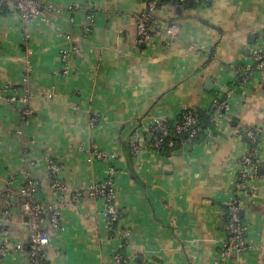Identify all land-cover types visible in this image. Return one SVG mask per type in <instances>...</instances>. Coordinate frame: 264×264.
I'll use <instances>...</instances> for the list:
<instances>
[{"label": "crops", "instance_id": "0c3cea01", "mask_svg": "<svg viewBox=\"0 0 264 264\" xmlns=\"http://www.w3.org/2000/svg\"><path fill=\"white\" fill-rule=\"evenodd\" d=\"M37 1L54 9L31 23L28 37L12 7L0 11V92L10 87L0 101V191L9 176L31 172L43 197L60 200L46 170L50 153L61 161L65 200L115 168L121 214L111 230L102 199L85 193L65 206L63 228L48 245L50 264H116L123 249L134 264L139 257L150 264H264V168L255 194L241 196L251 248L229 259L220 253L238 161L251 148L239 132L264 130V69L254 67L251 54L264 38V0L189 2L181 13L166 4L153 16L178 33L147 45L137 42V16L150 0ZM73 45L81 54L65 61ZM243 70H251L248 81H241ZM215 97L227 100L218 132L207 128L176 154L149 144L138 155L127 151L156 118L176 120L187 108L209 112ZM94 150L105 158L93 160ZM259 155L264 160V140ZM8 225L15 240L27 243L25 220ZM0 264H31L28 248Z\"/></svg>", "mask_w": 264, "mask_h": 264}, {"label": "built area", "instance_id": "2783aa9c", "mask_svg": "<svg viewBox=\"0 0 264 264\" xmlns=\"http://www.w3.org/2000/svg\"><path fill=\"white\" fill-rule=\"evenodd\" d=\"M184 5L189 2L201 4L208 0H150L146 11L137 16L138 38L140 45H147L155 41L163 33L176 35L178 33L177 25H171L167 29L161 21L153 16L157 10L169 2ZM5 7H12L21 18V27L25 36L30 35L31 23L38 17L43 16L44 11H52V6H42L37 0H0V11ZM88 27L86 32L89 33ZM81 48L72 46L64 52V60L68 61L73 55H80ZM252 59L254 67L258 70L264 69V38L253 48ZM251 70L241 72V81H248ZM68 72V70H66ZM24 82L29 83V78L24 77ZM10 87L6 86L0 92V101L5 99V93L9 92ZM15 100V97H10ZM27 101V98L24 99ZM227 108L225 98L215 97L210 106V115L215 123H218L224 116L223 111ZM24 115L30 116L31 109L26 107ZM182 119L175 121V131L177 134L188 135V139L182 138V142L193 140L202 130L200 125V115L197 110L185 109L181 113ZM169 118H156L146 136L135 134L130 140L131 150L134 155H138L143 148L151 144L153 149L160 150L164 143V136L169 133ZM96 120V119H95ZM162 131V134H157ZM240 137L246 136L251 142V148L247 150L238 161L237 186L233 196L225 207L224 215L227 225L226 241L220 251L222 257L229 259L232 254L241 255L247 249L251 248L248 238L249 223L242 216L245 210L246 201L241 197L247 198L255 194L259 175L264 168V160L259 155V148L264 140V130L261 128L243 127L239 132ZM170 145H175V141H170ZM105 154L100 150H94L92 159L105 158ZM46 170L49 174L51 186L60 200L49 202L41 193V180L31 172L24 176H9L7 184L0 191V259L11 254H18L28 248V254L31 264H50L48 258V245L52 242L54 234L63 228L62 210L65 206L77 203L87 193L90 197L100 198L105 203V215L108 219V226L111 230H116L121 214L117 208L115 199V168H111L110 175L105 181L97 182L91 185L87 191H77L65 200L64 196L68 192L66 182L61 176V161L50 153L45 154ZM68 202V203H67ZM15 218L25 220L30 228V236L27 243L17 241L13 238L12 228L8 225ZM27 219V220H26ZM124 243H127L129 231H121ZM116 264H134L133 259L125 257L120 251L114 254ZM143 264H150L144 262ZM216 264H222L218 261Z\"/></svg>", "mask_w": 264, "mask_h": 264}, {"label": "trees", "instance_id": "16d2710c", "mask_svg": "<svg viewBox=\"0 0 264 264\" xmlns=\"http://www.w3.org/2000/svg\"><path fill=\"white\" fill-rule=\"evenodd\" d=\"M169 3H173V2H169ZM7 9L8 8H6L5 11H8ZM197 111L200 115V120H201L200 125L202 126V130H201V132H199L198 136H196L193 140H189L192 142L200 141V138L203 136V134L207 128H210V129L214 130L215 132H218L216 123L212 120V117L210 115V111L207 112L206 110H201V109H199ZM180 119H182V116H179L178 120H180ZM167 124L169 125V133H168V135L164 136V143H163L160 151L166 155H171L172 153L176 154L180 151L181 146L183 144L182 138L188 139V135L184 134L183 136H181V134L176 133V131H175L176 125H175L174 120L168 119ZM157 134H162V131H158ZM244 137H246V136H244ZM172 140L175 141V145H170V141H172ZM149 145H150V147H152L151 144H149ZM127 148H128L127 151L131 152L130 141L128 142ZM131 155H132V153H131ZM124 246L126 247V243L124 244ZM121 253L123 256L127 257L125 249H123L121 251ZM143 261H144V259L139 257L136 259L135 264H143Z\"/></svg>", "mask_w": 264, "mask_h": 264}, {"label": "water", "instance_id": "95a60500", "mask_svg": "<svg viewBox=\"0 0 264 264\" xmlns=\"http://www.w3.org/2000/svg\"><path fill=\"white\" fill-rule=\"evenodd\" d=\"M173 4H176V2L173 1ZM189 5L192 6L193 3L190 2ZM183 8H184L183 5L178 4V6H177V10H178L179 13H181V11L183 10ZM208 84H209V86H207V88H208L209 90H211V88H212V86H213V82H212L211 80H209V81H208ZM244 215H245V212H242V216H244Z\"/></svg>", "mask_w": 264, "mask_h": 264}]
</instances>
